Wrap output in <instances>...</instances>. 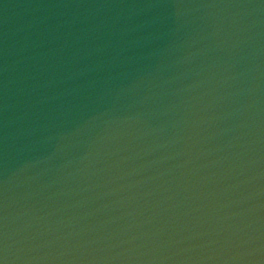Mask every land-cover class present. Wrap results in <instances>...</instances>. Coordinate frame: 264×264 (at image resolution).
<instances>
[{
  "label": "water",
  "instance_id": "water-1",
  "mask_svg": "<svg viewBox=\"0 0 264 264\" xmlns=\"http://www.w3.org/2000/svg\"><path fill=\"white\" fill-rule=\"evenodd\" d=\"M0 264H264V0H0Z\"/></svg>",
  "mask_w": 264,
  "mask_h": 264
}]
</instances>
